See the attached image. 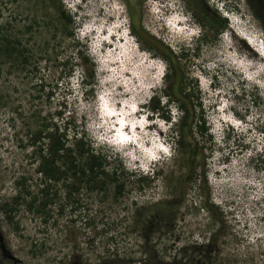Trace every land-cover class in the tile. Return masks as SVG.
<instances>
[{"label": "rangeland", "instance_id": "374dc122", "mask_svg": "<svg viewBox=\"0 0 264 264\" xmlns=\"http://www.w3.org/2000/svg\"><path fill=\"white\" fill-rule=\"evenodd\" d=\"M199 1L205 13L192 0H0V204L17 194L22 176L37 193L41 175L28 136L50 121L69 122L70 138L83 134L95 152H111L106 169H116L125 183L119 197L110 184L71 199L60 183L46 217L22 205L10 222L0 209V264H264V73L245 80L239 65L246 61L235 65L228 48L230 25L241 34L237 45L249 52L243 37L263 47L264 31L247 0ZM128 3L140 9L146 32L179 56L183 85L200 104L205 130L194 125L200 152L193 168L176 141L164 136L169 155L159 150L151 136L172 129L161 119L142 131L148 143L141 150L107 145L105 100L97 95L112 96L129 118L141 120L131 108L147 112L150 97L167 84L166 62L129 30ZM227 15L217 34L216 23ZM80 74L94 90L84 91ZM243 86L246 100H238L232 89ZM127 89L130 95H123ZM168 107L177 131L181 111L173 102ZM115 149L135 153L159 170L156 178L140 181L146 168ZM151 152L161 159L147 161Z\"/></svg>", "mask_w": 264, "mask_h": 264}, {"label": "trees", "instance_id": "16d2710c", "mask_svg": "<svg viewBox=\"0 0 264 264\" xmlns=\"http://www.w3.org/2000/svg\"><path fill=\"white\" fill-rule=\"evenodd\" d=\"M192 1L199 11L205 13L201 1ZM247 2L264 31V0H247ZM128 11L130 32L141 44H144L147 50L162 58L169 69L165 73L166 86L160 90V93L151 96L147 108L170 121L172 116L169 111H166L167 114H165V110L169 108L171 102L176 103L177 109L181 111V116L177 125L175 141L181 148L188 150L189 166L193 168L200 152L198 143L193 137L194 125L199 133H203L205 130L199 115L200 104H195L194 95L188 92L183 85V76L178 67L179 56L174 54L162 40L146 32L142 25V14L139 8L136 9L128 3ZM66 19L68 22L72 21L70 16H66ZM211 19L213 20L212 17ZM227 21V18H224L216 23L217 34L225 28ZM185 50L186 48H184ZM162 97H166L165 102H162ZM68 125L69 122L59 125L50 121L43 128L28 136V143L33 147V154L37 161L36 171L41 175L40 187L36 194H32L27 187L28 179L25 176L17 180V194L10 201L0 204V209L8 221L13 222L15 214L22 205H25L29 211H37L44 214L45 217L50 216L49 208L55 203L58 196V191L55 188L60 183L66 190L65 198L69 199L75 194H80L83 189L99 192L106 190L110 184L114 185L116 197L123 194L125 183L120 181L117 170L114 169L109 173L106 169L111 161V154L95 152L83 134L77 136L75 133L70 138ZM152 179L148 175L139 177L140 181L149 182ZM28 196L30 198H27ZM15 227L19 226L15 223Z\"/></svg>", "mask_w": 264, "mask_h": 264}, {"label": "bare ground", "instance_id": "6f19581e", "mask_svg": "<svg viewBox=\"0 0 264 264\" xmlns=\"http://www.w3.org/2000/svg\"><path fill=\"white\" fill-rule=\"evenodd\" d=\"M178 25H180V22L178 23ZM229 31L231 32V35H232V40H231V42H230V44H229V49L231 50V51H234L235 52V55H234V57L236 58V60H237V62H234V61H232L233 59H235V58H230L231 59V63L233 64V62H234V64L235 65H239L240 64V62L238 61V59H244V61H246L245 62V64H241V65H239L238 67L239 68H244L245 67V71L246 72H248V71H252L253 69H257V74L255 75V76H253L252 77V72L250 73V76H251V79H255L256 80V78H259L260 77V75H262L263 73H264V45H261V46H263V47H258V44H255L254 43V39H252V42H253V45H254V47H252L253 48V51L254 52H249V51H247V50H245V49H243V46H240L241 44V40H242V38L240 39V43H238V44H240L239 46L237 45V42H235V36H241V34L239 33V31H238V33L236 32V29H235V26H232V25H230L229 26ZM245 35V34H244ZM248 36V35H247ZM249 37V36H248ZM251 38V37H250ZM264 44V43H263ZM247 47H248V45H247ZM246 47V48H247ZM258 49H257V48ZM227 48V49H228ZM250 48H251V46H250ZM228 49V50H229ZM98 53L100 52V51H97ZM257 55V56H256ZM258 55H261V56H258ZM95 57L97 58V60H100V57H101V55L99 54H95ZM235 60V61H236ZM109 61V60H108ZM118 61H112L111 62V64H113V63H117ZM239 62V63H238ZM105 65L103 66V71L104 72H108L109 73V70H108V68H109V63L108 62H106V63H104ZM128 65V64H127ZM128 69H129V67H128ZM123 73L125 74H130V71L129 70H127L126 69V67H125V70L123 71ZM125 74V75H126ZM252 74V75H251ZM121 75V74H120ZM122 76V75H121ZM121 76H117V78L114 80V81H116V80H118ZM135 79V78H134ZM113 80V79H112ZM137 81V80H136ZM135 81V82H136ZM117 82V81H116ZM135 82H134V84H135ZM117 84H118V82H117ZM122 84V83H121ZM121 84H118V86H117V88H116V90H122V85ZM132 84V83H131ZM121 85V86H120ZM130 85V84H129ZM132 88V87H131ZM126 91H128V90H126ZM130 92V91H129ZM127 93V92H126ZM131 93V92H130ZM123 95H125V92H124V94ZM116 97H117V95H116ZM119 106V102L117 103L116 102V106ZM117 106V107H118ZM125 113V112H124ZM130 115V114H129ZM135 115H138V112L135 114ZM107 116H109V114H107V115H105V118L103 117V119H105V125H106V133H105V131H104V135H105V137H106V134L108 133V123H110V121H109V117H107ZM118 116H120V114L118 115ZM100 117V116H99ZM115 117V115H113L112 116V119ZM109 118V119H108ZM108 120V121H107ZM148 128V127H147ZM137 129H139V128H137ZM104 138V136H102V139ZM132 147V146H131ZM130 147V148H131Z\"/></svg>", "mask_w": 264, "mask_h": 264}, {"label": "clouds", "instance_id": "9594fccd", "mask_svg": "<svg viewBox=\"0 0 264 264\" xmlns=\"http://www.w3.org/2000/svg\"><path fill=\"white\" fill-rule=\"evenodd\" d=\"M76 73V72H75ZM162 76L164 77V74H162ZM77 79H79V77H77ZM85 80H86V77H84V75H81L80 74V79L79 80H77L80 84H81V87L84 89V91L85 92H88V91H92V90H94V88L96 87L94 84H89V83H87V82H85ZM89 86V87H88ZM247 92L248 91H246V89H245V86H243V88H242V90L239 92V90H238V88H233L232 89V92H231V94L233 93L234 94V97L235 98H238V100H246V96H247ZM151 98V97H150ZM150 100V99H149ZM148 103V102H147ZM147 105V104H146ZM139 106V105H138ZM148 109V111L147 112H145V111H143V118L144 119H146L147 120V123L150 125L149 126V128L148 129H151V126L154 124V123H156V122H158L160 119L161 120H163L164 122H166L167 120H165L164 118H162V117H159V116H155V112L154 111H152L151 109H149V108H147ZM178 110V109H177ZM138 111H142V109H140V107H139V109H138ZM155 116V117H154ZM238 121H240L241 123H243V121H242V119H237ZM247 121H248V117H247ZM151 122V123H150ZM168 123H170V128H172V129H170L169 130V132H168V135H165L166 137H168L169 139H172V142L173 143H175V140H176V134H177V131H175V130H173V126H174V124L173 123H176V122H174L173 120H170V121H167ZM254 124H256V123H254ZM252 129H255L254 127H252V125H251V127L250 128H248V130L247 131H250V130H252ZM257 129V128H256ZM109 144H107V145H109V146H114V145H117V144H114L113 143V141L111 142H108ZM116 147H118V146H116ZM118 148H120V147H118ZM135 148V147H134ZM112 149H114V148H112ZM121 149V151L123 150V148H120ZM136 149V148H135ZM116 150V149H115ZM119 154H120V156L121 157H123V158H125L126 157V155H123L124 153H122L121 151H118V150H116ZM107 153H109V154H111L112 155V153L111 152H107ZM262 154V153H261ZM260 154V155H261ZM117 155V154H116ZM158 172H159V170H156V168H150V170L147 172L148 174V176H150V177H152L153 179H155L156 178V176H157V174H158Z\"/></svg>", "mask_w": 264, "mask_h": 264}]
</instances>
